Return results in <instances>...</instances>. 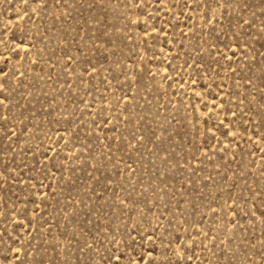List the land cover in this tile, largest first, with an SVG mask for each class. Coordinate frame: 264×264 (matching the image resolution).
<instances>
[{"label":"rangeland","instance_id":"374dc122","mask_svg":"<svg viewBox=\"0 0 264 264\" xmlns=\"http://www.w3.org/2000/svg\"><path fill=\"white\" fill-rule=\"evenodd\" d=\"M0 264H264V0H0Z\"/></svg>","mask_w":264,"mask_h":264}]
</instances>
